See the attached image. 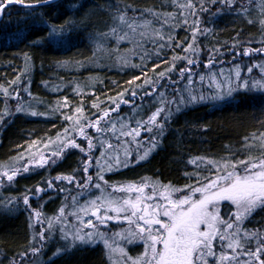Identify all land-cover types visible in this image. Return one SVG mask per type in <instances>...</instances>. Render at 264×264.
<instances>
[{
	"label": "rangeland",
	"instance_id": "obj_1",
	"mask_svg": "<svg viewBox=\"0 0 264 264\" xmlns=\"http://www.w3.org/2000/svg\"><path fill=\"white\" fill-rule=\"evenodd\" d=\"M191 2L195 5L194 8L187 6L185 0H166V11L161 14L150 13L148 17L145 16L141 20L133 16L131 19L137 23L138 27L135 35H130L126 40H118L113 33H105L101 35V38H97L99 51L96 57L92 58L90 60L92 62L87 66L74 68L81 70L85 78L89 77L79 85L76 83L70 85L76 104L66 96H60L50 105L36 98L31 91V71L27 62L13 81L0 87V101L3 106L0 133L9 121L19 116L31 119L53 118L56 122L50 128V131H53L52 135L28 144L19 155L8 162L0 163V205L4 209L14 211L21 208L29 217L32 248L27 252L24 264H43L44 252L49 248L55 249L53 256H56L80 246H101L109 264H133L134 261H142L148 242L140 237L146 236L147 233L138 232L135 219L130 224L122 219L126 214L121 213V219L106 221L107 227H105L91 215L96 208L92 207L89 201L95 200L102 194L107 196L109 193L114 198L129 197L134 200L137 193L117 192L113 191V188L144 184L148 185L144 189L146 194H151L155 186L157 196L164 193L171 199L191 196L193 200H196L201 197V193L196 192L193 195L195 189L204 188L210 180H218L229 172L242 174L244 168L242 161H248L251 164L264 160V131H261L245 139L241 152H234L221 158L191 159L189 167L193 168L191 172L193 181L188 186L173 187L147 176L128 178L117 175L146 162L158 149L167 133L169 122L173 118L177 119L180 116L178 114L199 106L208 105L216 109L234 101V98L242 93L264 97V87L253 86L257 81L264 84V54L253 52L250 56L236 55L244 49H260L264 52V24H262L264 0H232L231 7L220 0L216 2L191 0ZM224 11L244 19L247 23H255L258 27L256 36H238L231 43L214 39L215 23ZM2 19L3 14L0 22ZM114 24L119 29L122 22L118 19ZM53 30L58 34H54ZM124 31L128 29L124 28ZM65 37L66 31L51 28L49 38L55 44H64ZM184 48H188V51L185 52ZM188 59L194 61L191 65V73H185V76H191V83L187 79H181L179 71L189 67ZM66 68L72 70L73 66ZM101 68L136 72L138 77L99 96L95 89L97 91L101 89L100 83L96 78L89 76V73ZM249 68H252L251 72L248 71ZM161 72L164 73L163 78L159 76ZM245 81L249 87L243 86ZM153 88L156 89L155 92L145 95ZM63 89L65 87L61 88ZM118 89H121L120 92H117ZM49 90L54 95L60 92L56 85ZM133 92L135 96L132 95ZM110 93H113V96H109ZM190 95L197 99L192 101ZM129 101L131 103H128ZM117 106H119L118 110L111 113L109 123L106 124L104 120L100 122L101 127L107 128H111L114 124V129L97 132L94 127L88 126L89 121L104 116L109 109H117ZM18 108L22 111L17 112ZM158 108L164 109L156 121L160 127L157 128L155 124H151L149 126L153 128L152 132L141 130V135L136 138L140 141L139 146L132 137L121 135L122 126L131 130L138 126V121L148 120ZM82 130L93 137L92 143L95 146L93 150H88V141L82 135ZM153 137H155L154 141ZM73 139L88 150V156H85L80 148L69 146ZM109 143L113 145L112 148L107 147ZM101 152H107L113 158L111 170L108 168L107 158H100ZM145 152H148V155L141 159ZM68 157L74 159L73 174L57 175L55 169ZM89 157H91L90 161ZM117 157L121 161L119 166L115 164ZM87 162L92 165L88 169V174L91 175L95 184L101 185L100 189L93 187L86 179L83 168ZM42 172L45 175L38 187L42 189L41 192L37 193V188L21 190L19 194L14 192L17 179ZM10 175L13 176L11 181L8 180ZM100 175H103V180L99 178ZM58 177L72 178V182L70 183L68 179L59 180ZM49 183L52 187H49ZM26 196L29 198L28 205L24 203ZM147 202L153 203V201ZM46 203L50 204L47 210H43ZM98 203L104 205L100 208L103 214L107 202L98 201ZM262 209L257 207L240 221L242 233H258L248 228L247 223L254 222V215ZM236 211V207L229 201H220L218 204V215L222 219L234 220L233 213ZM107 214L116 215L111 211ZM127 214L130 215V212ZM89 219L93 220L96 229L81 222ZM61 229H65L68 233L67 239L63 238ZM95 230L104 233L110 247H106L99 239L96 243L89 244L79 240L73 241L72 235L76 231L85 234ZM260 233L264 236L263 231ZM41 234L46 237L43 241L40 239ZM258 242L255 239L250 242L244 241L246 245L250 243L252 247H255ZM214 244L215 249L218 247L220 252L226 251L218 240ZM34 248L40 249L35 255H33ZM57 252L59 254H56ZM20 260L21 257L11 263L17 264Z\"/></svg>",
	"mask_w": 264,
	"mask_h": 264
},
{
	"label": "trees",
	"instance_id": "obj_2",
	"mask_svg": "<svg viewBox=\"0 0 264 264\" xmlns=\"http://www.w3.org/2000/svg\"><path fill=\"white\" fill-rule=\"evenodd\" d=\"M39 2L25 0V3ZM165 5L166 0H60L36 8L11 6L5 9L0 22V87L13 81L27 62L31 91L36 98L50 105L60 96H66L76 104L70 85L81 84L89 77L85 78L81 70L74 68L87 66L96 57L99 51L96 39L112 33L118 16L141 20L150 13L165 12ZM51 28L66 31L64 44L50 40ZM257 32L255 23H247L228 11L218 16L213 30L214 39L225 43H231L238 36H256ZM69 66H73L72 70L66 68ZM89 76L99 81L102 90L95 89L99 96L138 77L136 72L102 68L92 70ZM55 85L60 89L57 95L49 90ZM63 87L65 89L61 90ZM2 107L0 101V117ZM178 115L169 122L158 149L146 162L117 175L147 176L173 187L190 185L193 181L191 159L221 158L241 152L245 139L264 131V97L242 93L219 108L199 106ZM54 121L53 118L22 116L9 121L0 133V163L19 155L28 144L52 135L50 128ZM73 163L70 157L61 162L55 169L57 175H72ZM44 175L42 172L20 177L15 182L14 192L19 194L21 190L40 187ZM49 204L46 203L43 210H47ZM17 209L8 210L0 205V264H9L32 248L29 217L21 208ZM253 219L254 222L247 223L248 228L264 233V208ZM219 250L216 247V252L220 253ZM54 252L55 249L50 248L44 252L43 264H109L101 246H80L56 256Z\"/></svg>",
	"mask_w": 264,
	"mask_h": 264
},
{
	"label": "snow or ice",
	"instance_id": "obj_3",
	"mask_svg": "<svg viewBox=\"0 0 264 264\" xmlns=\"http://www.w3.org/2000/svg\"><path fill=\"white\" fill-rule=\"evenodd\" d=\"M40 2L48 3L50 0H40ZM213 2H216V0H213ZM220 2L226 3L230 7L233 6L232 0H220ZM11 3L21 4L27 8H35L37 6L35 3H25V0H7V4L5 0H0V14H3L8 4ZM185 4L189 7H195L191 0H185ZM201 7L203 8V6ZM118 19L122 22L121 27L119 29L113 27L112 29V33L116 35L117 39L123 41L128 39L130 35L134 36L138 27L137 23L124 15H121ZM262 24H264V21H262ZM124 28H127L128 31H124ZM53 32L58 34L55 33V30ZM121 32L123 33L122 35L120 34ZM141 35L146 34L141 33ZM160 38L163 39V37ZM184 51L187 52L188 48H184ZM253 52L264 54L260 49H244L242 52H237L236 55L250 56ZM187 63L189 65L188 68L179 70L180 77L181 79H187L191 83V76H185V73H191V65L194 61L193 59H188ZM248 71L251 72L252 68H249ZM159 76L163 78L164 73L161 72ZM237 77L239 78L238 65ZM201 80H203V77H201ZM243 86L249 87L247 81L243 82ZM253 86L264 87V84L257 81L254 82ZM155 91L156 89L153 88L151 92H146L145 95H151ZM132 95L135 96V92ZM190 99L195 101L197 98L190 95ZM128 103L131 102L129 101ZM118 107L117 109H109L104 116L89 121L88 126L94 127L97 132H106L114 129V124H112L111 128H107L101 127L100 122L104 120L106 124L109 123L111 113L118 110ZM19 111H22V109L18 108L17 112ZM77 111L81 110L77 109ZM163 111V108H158L149 116L148 120L138 121V126L131 130L122 126L121 135L132 137L139 146L140 141L136 140V138L141 135V130L152 132L153 128L149 126L151 124H155L159 128L160 125L156 121ZM32 114L36 115V113ZM82 135L88 141V150H93L95 147L92 143L93 137L83 130ZM154 140L155 137H153ZM69 146L71 148H80L85 156L89 154L88 150L81 147L75 139L71 141ZM107 147L112 148L113 145L109 143ZM147 155L148 152H145L141 159ZM105 157L109 161L108 168L111 170L113 158L107 152H101L100 158ZM100 158L97 159L99 160ZM90 160L91 157H89ZM120 163L121 161L117 157L115 159L116 166H119ZM242 163L244 164L242 174L240 172H229L218 180H210L204 188L195 189L193 195L196 192H200L201 197L199 199L193 200L191 196L171 199L169 195L164 193H160L157 196L155 186H153L151 194H146L144 189L148 187L147 184L114 187L113 191L135 192L137 195L134 200H131L129 197L114 198L111 193L107 196L102 194L95 200L88 202L92 207L96 208L95 211L91 212V215L105 227H107L106 221L121 219V213L126 214L122 219L130 224L135 219L138 232L140 234L147 233L146 236L141 235L140 238L148 243L142 261H134L133 264H264V236L259 233H242L240 231V221L250 215L257 207L264 208V160L252 162L251 164L248 161H242ZM91 166L90 162L84 164L83 170L86 174V179L93 187L100 189L101 185L95 184L91 175L88 174V169ZM99 178L103 180V175H100ZM12 179L13 176H8L9 181ZM57 179H68L70 183L72 182V178L69 177H58ZM49 187H52L51 183H49ZM81 187H83V184H81ZM36 191L39 193L42 189L37 188ZM98 201L107 202L103 214L100 212V208L104 205L99 204ZM147 201H153V203H148ZM220 201H229L236 207L237 211L233 213L234 220L219 217L218 204ZM24 203L25 205L29 204L27 196L24 199ZM109 211L116 215H108ZM129 212L130 215L127 214ZM81 222L96 229V225L91 219ZM61 232L63 233V238L67 239L68 233L66 230L61 229ZM72 238L73 241L79 240L85 244L96 243L97 239H99L104 242L106 247H110L104 233L98 230L89 231L85 234L76 231ZM40 239L41 241L45 240V235L41 234ZM253 239L259 241L254 248L250 243L247 245L244 243L245 240L250 242ZM217 240L221 243V247L226 249V251H221L219 255H217L214 244ZM39 251V248H34L33 255ZM56 254L59 253L57 252ZM25 259H27L26 253L22 254L21 260L17 264H24Z\"/></svg>",
	"mask_w": 264,
	"mask_h": 264
},
{
	"label": "water",
	"instance_id": "obj_4",
	"mask_svg": "<svg viewBox=\"0 0 264 264\" xmlns=\"http://www.w3.org/2000/svg\"><path fill=\"white\" fill-rule=\"evenodd\" d=\"M57 1H59V0H50V2H48V3L39 2V3H35V4L37 5L36 7H38V6H45V5L53 4ZM11 6L20 7V8H27V7H24L21 4H17V3L8 4L7 8L11 7ZM1 18H2V14H0V20H1Z\"/></svg>",
	"mask_w": 264,
	"mask_h": 264
},
{
	"label": "bare ground",
	"instance_id": "obj_5",
	"mask_svg": "<svg viewBox=\"0 0 264 264\" xmlns=\"http://www.w3.org/2000/svg\"><path fill=\"white\" fill-rule=\"evenodd\" d=\"M9 8V7H8ZM7 9V8H6ZM108 70H115V69H108ZM82 83V82H81ZM79 85V84H78ZM43 263H44V260H43ZM9 264H12V263H9Z\"/></svg>",
	"mask_w": 264,
	"mask_h": 264
},
{
	"label": "flooded vegetation",
	"instance_id": "obj_6",
	"mask_svg": "<svg viewBox=\"0 0 264 264\" xmlns=\"http://www.w3.org/2000/svg\"><path fill=\"white\" fill-rule=\"evenodd\" d=\"M60 180V179H59Z\"/></svg>",
	"mask_w": 264,
	"mask_h": 264
}]
</instances>
